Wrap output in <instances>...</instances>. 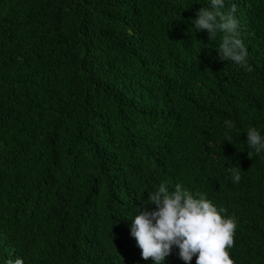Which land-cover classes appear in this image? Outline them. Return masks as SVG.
I'll list each match as a JSON object with an SVG mask.
<instances>
[{
  "label": "trees",
  "instance_id": "16d2710c",
  "mask_svg": "<svg viewBox=\"0 0 264 264\" xmlns=\"http://www.w3.org/2000/svg\"><path fill=\"white\" fill-rule=\"evenodd\" d=\"M208 2L0 0V264H151L129 225L160 183L234 219V264H264V155L245 142L264 134V0H225L247 66L194 31Z\"/></svg>",
  "mask_w": 264,
  "mask_h": 264
},
{
  "label": "clouds",
  "instance_id": "9594fccd",
  "mask_svg": "<svg viewBox=\"0 0 264 264\" xmlns=\"http://www.w3.org/2000/svg\"><path fill=\"white\" fill-rule=\"evenodd\" d=\"M235 13V4L225 10V0H209L207 7L197 10L191 24L196 32L206 30L208 40L222 34L216 49L219 59L247 66L249 52L237 35L239 21ZM224 127V140L231 143L234 122L225 120ZM245 133L246 147L257 155H264V134L251 126ZM228 171L232 181L239 183L240 168ZM221 212L203 194H193L179 183L172 190L160 183L148 192L143 206L133 214L129 231L141 258H151V264H165L173 248L178 249L177 255L184 264H189L194 256L195 264H234L227 249L233 245L236 223L230 217H223ZM9 264H24V260L17 257Z\"/></svg>",
  "mask_w": 264,
  "mask_h": 264
}]
</instances>
